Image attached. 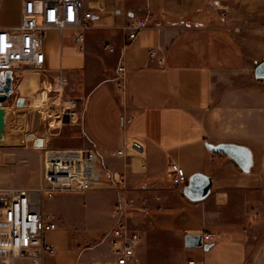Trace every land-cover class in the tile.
<instances>
[{
	"label": "crops",
	"instance_id": "1",
	"mask_svg": "<svg viewBox=\"0 0 264 264\" xmlns=\"http://www.w3.org/2000/svg\"><path fill=\"white\" fill-rule=\"evenodd\" d=\"M26 1L0 0V28L20 26ZM83 1L95 15L85 52L75 51L73 31H48L45 71L12 75L17 84L8 100L12 103L3 107L15 110L18 130L10 134L6 129L7 138H24L23 148L32 143L43 150L97 149L105 167L125 178L128 195L137 203L127 220L143 236L145 264H264V80L255 78L257 63L264 61V0ZM140 19L147 27L131 41L129 25ZM152 50H158L154 61ZM121 64L126 68L124 93L116 88ZM60 70L77 86V97L70 101L76 107L58 116L62 121L68 114L66 124L46 120L50 127L44 135H31V122L25 118L36 111L37 90L48 98H63ZM66 125L84 142L46 147V141L66 132ZM132 140L143 144L142 154L130 148ZM208 141L251 147L256 153L252 172L213 153ZM17 146L7 142L0 149ZM119 149L127 155L112 156ZM173 162L188 178L199 173L212 177L210 196L193 202L184 187L175 188ZM15 182L5 174L0 177L2 187ZM53 201L63 218L46 237L56 254L46 256L44 264H115L111 255L105 260L110 254L106 246L91 250L76 244L75 230L68 226L70 202ZM206 232L223 238L209 251L186 248V235ZM160 235L182 238L177 258H153L154 239Z\"/></svg>",
	"mask_w": 264,
	"mask_h": 264
},
{
	"label": "built area",
	"instance_id": "2",
	"mask_svg": "<svg viewBox=\"0 0 264 264\" xmlns=\"http://www.w3.org/2000/svg\"><path fill=\"white\" fill-rule=\"evenodd\" d=\"M95 22L92 10H87L83 0H28L22 12L19 27L8 30L0 28V81L4 83L6 74L19 70L45 71L47 56L44 50L45 38L51 28L73 31L75 51L86 50V32ZM147 27L140 19L129 25V39L135 40L138 32ZM113 51V48L106 46ZM158 56L152 50L151 60ZM161 63L164 58H161ZM124 64L118 67L120 77L116 81L117 91H126ZM62 83L67 82L60 70ZM74 107H76V104ZM136 154L144 152L138 140L129 142ZM126 150L112 152V156H126ZM171 180L175 188L188 184L186 171L177 163L170 165ZM37 187L0 189V264H17L23 258L30 264H44L46 256H54L56 249L47 242V235L58 229L54 214H46L44 205L56 196L66 193H84L100 190L121 192V200L115 206V214L124 215L129 207L128 187L123 176H117L104 165L103 158L95 148H48L44 150L42 179ZM7 195V198L4 196ZM204 242L216 244L223 236L206 232ZM143 236L133 230L128 220L121 219L105 234L101 244L108 248L115 264H143ZM184 264H204L201 260H188Z\"/></svg>",
	"mask_w": 264,
	"mask_h": 264
},
{
	"label": "rangeland",
	"instance_id": "3",
	"mask_svg": "<svg viewBox=\"0 0 264 264\" xmlns=\"http://www.w3.org/2000/svg\"><path fill=\"white\" fill-rule=\"evenodd\" d=\"M18 72L34 73L33 70L24 69L14 72L13 74ZM65 77L67 78V82L64 83V94L63 98L60 97L61 100L58 99V97L48 98L46 96V92H40V98L37 97L38 95L36 96L35 105L32 107V109L36 111H34L32 117H29L28 119L27 117L25 118L26 121L28 120L31 122V135L39 132L44 135L46 129H49L50 127V122H48L49 120L52 122V125H58V122L59 124H66L69 121L68 114L64 115L62 121L61 119H57L58 116L62 114L63 110H67L62 101H73V99H76L77 97V86L75 82L70 79L68 75H65ZM61 81L59 83H61L62 90ZM15 85L17 84L15 78H13L11 95L15 92ZM53 95L54 94H52V96ZM57 100L59 101V106L54 104ZM9 102L12 103V101H7L1 106L10 104ZM77 106L80 107V103H77ZM6 111L9 116L8 118H10L7 125L8 132L10 134L15 133L16 130H18L17 128H14V125L17 122V116L14 113L15 110L13 111V109L10 108ZM64 128L66 132H64L63 135L57 138L55 137L53 140L50 139L49 141H46L45 146L49 147L54 145L57 147L58 145H65L75 147L84 142V139L82 137H78V132L73 130L71 126L66 125ZM23 142L24 138L21 140L16 137L8 136V144L18 145V149L13 151L0 149V155L3 158L5 157L7 160L6 163H3V160L0 159V177L2 174H5L9 178L16 180L13 185H7L5 187L0 186V189H21L29 188L31 186L37 187L41 184L44 148H33L32 143H29L28 147L23 148ZM4 153H8V155H4ZM114 194H116V197L113 199ZM121 194V192L117 193L111 190L66 193L56 196L53 200H55L56 203L61 199L70 202L69 207H72V210L71 212L68 211L69 214H67L70 218L68 226L75 230L76 244L82 248L101 250L105 247L101 244L105 234L113 229L121 219H127L128 213L137 208L136 201L128 195L129 207L124 211L122 218L116 215L115 206L120 202ZM4 198H7V195H5ZM53 200H49L45 203L44 210L46 214L54 213L55 218L59 222L63 216L60 212L56 211ZM112 203L114 205L112 210L113 213L111 212ZM154 240L155 243L152 250L153 258H177L178 254L182 252V238L173 239L168 236L160 235L156 236ZM143 246L145 247V244ZM146 254L147 251L145 249L142 253L143 256L141 255L143 264H145L144 256ZM110 257V254L106 255L105 260L108 262L109 259H111ZM193 257L197 258L195 255ZM17 264H30V262L28 259L23 258L19 260Z\"/></svg>",
	"mask_w": 264,
	"mask_h": 264
},
{
	"label": "water",
	"instance_id": "4",
	"mask_svg": "<svg viewBox=\"0 0 264 264\" xmlns=\"http://www.w3.org/2000/svg\"><path fill=\"white\" fill-rule=\"evenodd\" d=\"M255 78L264 80V61L257 63L255 68ZM10 75L6 74L4 83L0 81V143L6 144L7 138V111L1 106L7 102L11 96ZM206 146L213 153L223 154L231 158L245 173H251L256 164V153L254 150L242 144L236 143H215L208 141ZM213 186L212 177L205 174H195L189 178L188 184L184 186V195L193 202H200L208 198ZM185 246L188 249H204L209 251L214 244L204 242L203 234H188L185 237Z\"/></svg>",
	"mask_w": 264,
	"mask_h": 264
},
{
	"label": "bare ground",
	"instance_id": "5",
	"mask_svg": "<svg viewBox=\"0 0 264 264\" xmlns=\"http://www.w3.org/2000/svg\"><path fill=\"white\" fill-rule=\"evenodd\" d=\"M58 90L60 91L61 90V83H58ZM38 95V96H37ZM36 96L38 97V98H40L41 97V95H40V91L39 90H37V94H36ZM58 99H60V96L58 97ZM61 100V99H60ZM63 103H64V106H65V108L66 109H70L72 106H73V103L72 102H70V101H62ZM54 104H56L57 106H59V101L57 100ZM67 104V105H66ZM4 206H3V204L0 206V208L2 209Z\"/></svg>",
	"mask_w": 264,
	"mask_h": 264
}]
</instances>
